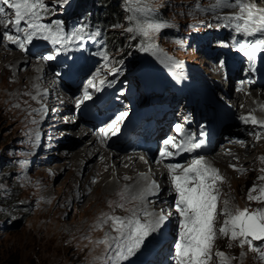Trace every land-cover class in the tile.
Masks as SVG:
<instances>
[{"label":"rangeland","instance_id":"1","mask_svg":"<svg viewBox=\"0 0 264 264\" xmlns=\"http://www.w3.org/2000/svg\"><path fill=\"white\" fill-rule=\"evenodd\" d=\"M110 1L116 3V8H119L117 16L110 22L104 18H93V23L100 26L97 30L107 33L106 40L103 39L102 34L95 36L102 43L104 50L106 49L107 63L103 68L107 76H115L124 85H137L139 76L144 78L146 75L150 78L157 74L166 75L176 81L191 80L194 83H204L213 80L215 82L218 73L214 69L212 71L208 60L198 52L197 43L202 42L207 36V30L204 29L206 23L210 25L208 27L210 31L218 26L212 20L211 22L208 20L210 12H201L195 8L197 3L207 7L215 0H144L147 6L155 9L153 22L167 25L159 31L150 33V38L136 36L132 39V34L124 31L125 28L132 26V23L126 19L131 14L126 11V0H67L66 3H60L59 0H45L48 13L44 15L42 23L52 25L55 30L58 22L64 31L72 32L81 27L80 20L87 12L102 11L103 5ZM139 6L140 4H133V7ZM237 11L238 8L225 9L221 16ZM213 20L217 21L216 17ZM107 23L110 26L103 25ZM114 25L123 27H114ZM148 43L156 44L162 51L155 49L142 51L141 47ZM0 49L6 52L2 59V68L0 67V110H3L0 115V264H101L94 258L105 254L104 247L96 243L103 237H95L94 233H100V231L95 227L90 229L92 224L88 220L98 215L96 207L103 205L108 208L109 200L99 204L102 197L98 192L93 195V201L86 208L82 209L78 203L72 201L74 192L76 193L79 189L74 190L75 186L82 182L83 174L80 172L82 167L75 168L72 174L67 175L69 168L63 169L62 164L68 157L63 158L61 153L69 140H75V142L68 145H77L76 140L79 137L72 135L67 140L61 141L60 135L56 138L52 134V130L56 127L53 126L49 127L50 134H45L39 144V140L32 136V133L34 134L36 130L46 131L48 123L42 122L40 129L38 127L34 129L37 122L34 115L20 116V109L13 103L18 99L6 93L8 79L11 77L4 70H10L13 67L8 63L14 62L12 56L21 51L13 47L10 42L3 40L2 35H0ZM27 57V62L21 63V66L27 67L35 59L39 60L36 57ZM39 62L40 65L43 64L40 60ZM171 65L173 69H170ZM112 68L118 71L113 73ZM19 74L24 75L23 69ZM254 89L258 90L252 88ZM229 105L231 106L230 101ZM230 123L235 124V121ZM64 132L66 133V129ZM248 132L245 134L247 135ZM248 135L253 137L252 132ZM244 137L245 135L242 140L245 139ZM247 142L248 139L243 140V145ZM228 143H230L229 140L217 142L213 151L201 155L211 159V154L214 155ZM28 154H31L32 158L29 155L24 159ZM249 157L251 155L246 158ZM22 160L25 165L22 164ZM150 168L149 171H151ZM240 169L244 171H237V175L240 174L243 180L250 176L252 187L254 179L262 176L252 166ZM168 181H170L169 178ZM263 182L264 180H261L260 185H263ZM154 198L160 203L164 201V198L157 199L158 196ZM174 201L175 194L171 204L163 203L166 213L170 212ZM248 208L253 210L255 206ZM170 219L174 221L170 226V233H172L173 228L177 226V220ZM167 222L168 220L165 223ZM155 235L156 232L149 236L135 255L122 264L138 262L147 246L149 251L152 249L154 244H148L154 240ZM220 240L223 243L222 246L217 245L218 241L212 251L215 253L220 250L233 257L231 264H261L255 258L257 254L250 251L247 245L241 248L238 243L226 237H221ZM230 243L233 244L232 247L228 246ZM254 244L260 246L261 242L254 241ZM97 249L101 250L97 252ZM156 249H161L158 244L153 251ZM241 252L245 253L243 257ZM247 254H249L247 257L249 260L245 261ZM157 255L159 256L158 252L156 257ZM159 262L156 260L155 263L151 261L146 264H160ZM212 264H217L215 256H213Z\"/></svg>","mask_w":264,"mask_h":264},{"label":"snow or ice","instance_id":"2","mask_svg":"<svg viewBox=\"0 0 264 264\" xmlns=\"http://www.w3.org/2000/svg\"><path fill=\"white\" fill-rule=\"evenodd\" d=\"M66 3L67 0H59ZM126 11L131 13L126 19L132 23L124 29L126 33L136 36L150 38V33L159 31L167 26L165 23L153 22L152 17L155 9L147 6L144 0H126ZM133 4H140L133 7ZM201 12L216 13L223 8H238L239 11L231 15L217 16V20H223L228 24H234L237 33L245 36H253L257 33L264 36V8L248 2V0H215L207 7H202L199 3L195 6ZM48 13V6L45 0H0V35L3 40L16 45L19 49H27L34 39L51 41L53 44L66 46L74 40H83L85 37L84 27H79L70 33L65 34L64 29L57 22L55 30L52 25L42 23L44 15ZM24 27H21V23ZM114 27H123L114 25ZM15 34H11V33ZM96 31L89 38L99 36ZM162 51L154 43L142 46V51ZM240 50L247 57H254L258 52L264 51V38H257L254 42L240 44ZM100 55L107 59L105 52ZM54 57L49 55L43 57L45 60H52ZM111 71L117 72L118 69L112 68ZM98 74V73H97ZM101 80L100 84H105ZM89 86L96 87L92 80L88 81ZM99 90V89H97ZM84 99H91L87 91ZM127 113L118 115L115 120L108 125V129H101V133L107 135L109 130L116 127ZM245 124L251 123L264 129V120L258 119L253 114L239 117ZM118 131V128L116 129ZM175 132L179 134L180 140L177 142L173 137H168L163 141L160 149L161 163L164 158L180 155L181 153H192L200 149L204 140L196 141L191 133L186 132L180 124L175 125ZM115 135V131L112 133ZM203 135V133H201ZM257 140L261 138L259 132L255 134ZM37 140L39 136L37 135ZM243 144V141H237ZM171 149L175 151H170ZM144 159V157H140ZM264 159V157H262ZM170 180L169 194H175L173 207L174 213H166L165 209L159 211L149 210L150 196H158L160 185L156 180L141 173L140 179L147 183L138 188L135 192L131 191V185H125L117 193L120 201L117 207L129 213L127 216H116L102 213L95 227L103 228L108 225L110 231L105 232L104 237L96 241L97 245H104L105 254L95 257V261L101 264H122L129 260L145 244L147 238L164 226L169 215H175L177 220L176 237L172 243L170 252V264H212L213 256L217 259V264H231L233 257L225 252L217 250L213 253L212 249L216 239L226 237L232 242L239 244L241 248L245 245L249 250L256 253V259L264 264V208L250 210L248 207L243 209L230 207V201L225 199L221 202V191L219 185L223 183L224 177L219 174V170L208 163L204 156H194L187 166L178 163L164 164ZM236 171L235 165H230ZM264 172V169H261ZM126 179H130L127 178ZM257 179L264 180V176ZM95 182V181H93ZM257 193V194H253ZM248 201H257L264 204V185H253L248 190ZM112 201H109L111 204ZM125 203L133 206L125 208ZM166 203V202H165ZM219 206V207H218ZM218 216H223V223L217 227ZM254 241H260V246H256ZM232 247L233 244L228 245ZM245 255L241 252V257Z\"/></svg>","mask_w":264,"mask_h":264},{"label":"bare ground","instance_id":"3","mask_svg":"<svg viewBox=\"0 0 264 264\" xmlns=\"http://www.w3.org/2000/svg\"><path fill=\"white\" fill-rule=\"evenodd\" d=\"M248 2L257 5L259 8H264V2H260V0H251ZM225 9L227 8L218 10L216 13L210 12V20H213L217 16L223 15L222 13ZM225 15L231 14L229 13ZM219 25L222 26L223 23H220ZM209 26L210 25L208 23L205 24L204 29L207 30L206 32H208ZM5 53L6 52H3V50L0 49L1 68L3 63L2 59L5 56ZM12 57L14 62L8 64H12L13 67L10 70H4L8 73L7 75L11 77V79H8L6 93L18 99L14 100L13 103L14 105L16 104V108L20 109V116L31 117L34 115L35 119L37 120L36 127L34 129H37V127L39 128L42 122H52L51 120L54 119L53 112L55 111V106H52V113H47L44 115L42 111L44 104L48 102V100H53L55 104L57 102L56 100H58L56 98V87L53 83V77L42 71L43 68L40 65L39 60L35 59L27 67H25V65L21 66V63L27 62V55H22L21 53L17 52V54ZM209 62L211 63L212 61L210 60ZM212 66L216 69L218 68L216 64H213ZM173 68V65H171L170 69ZM22 69L24 75L19 74ZM212 71L214 70L212 69ZM139 80L140 79H137V81ZM211 81L212 85L217 89L216 83L213 80ZM254 90L245 89L241 93L234 94L233 98L230 100L232 103L231 109L234 111L235 115L239 114L242 116H247L251 113L258 119L264 120V88ZM61 99L72 101L74 97H69L68 95L63 94ZM2 112L3 110H0V115H2ZM233 120L234 118L230 122ZM52 126L53 124L51 127ZM74 127L75 128L72 129H66V132L71 131L73 133L72 135H75V137H77L76 135L80 133L82 137L76 140L77 145H68V143L73 144L75 142V140H69V142L66 143L63 152L61 153L63 158L68 157L66 158V162L63 161L64 163L62 164L63 169L69 168L67 175H69V173L72 174L75 168L79 166L82 167L80 168V172L83 174L82 182L80 185L75 186L74 190L76 188L79 189L78 191L76 190V193L74 192L72 201L78 203L82 209L86 208L93 201V195L95 193L98 194V192H100V197H102V200L99 204H102L105 200L112 201L108 208L104 207L103 205L101 207H96L98 208V215L96 217L92 216L88 220V222L92 224L90 229L95 227L102 213L121 217L129 215V213L124 209L116 206L117 203L122 202L120 201V197L117 195V193L120 192L125 185H131L132 192H135L138 188L143 187L147 182L140 179L141 173L146 174L150 180L161 178V169L157 164H153V167L150 168L148 162H146L145 159H141L136 153L129 152L127 150L123 151L122 153H120L119 150H109L104 146V143L102 144L100 142L99 136H91L90 131L87 129L82 130L80 126ZM244 128L249 131L248 133L252 132L253 135V137H249L250 134H245V139L243 140L248 139V142L244 143L245 145L241 143L238 145L231 143L225 144L214 155L211 154V159H209V157L206 158V156L205 159L213 167L217 168L219 170V174L224 177L223 183L219 185L221 191V202L223 199L229 200L230 207L232 208L243 209L245 207L252 208V206H255L254 209L264 208V204L262 203L257 201L250 202L247 200L248 190L252 188V178L248 176L245 180H243L241 175H237V171L234 170L233 167H230V165H235L236 168L240 169L246 166H252V168L254 167L255 170L257 169V171L260 172L262 176H264V172L261 171V169H264V159H262V157H264V130L262 131L260 129L256 131L251 123H244ZM257 132H259L261 135L259 140H257L255 137ZM33 135L35 137H37V135L40 136L41 132L36 130ZM249 154L251 157L246 158L247 156H250ZM246 163L248 164L245 166ZM149 168L151 171H149ZM126 177L130 179H126ZM162 179L164 180L165 188L160 192V194L164 195L166 199L167 197L168 199L172 198L174 193L169 194L170 181H168L167 177L165 176H163ZM260 182L261 180L254 179L253 184L260 185ZM253 194L255 195L257 193ZM148 199L149 201H152V203L149 205V210L154 209L159 211L161 208L165 209L164 204L155 200L154 196H150ZM160 199L162 200V198ZM168 203L171 204V200ZM132 206L133 205L130 203H125V208H130ZM170 212H175L173 205ZM170 218H173V220L176 219L175 215H169L167 222L168 227L172 226L174 223V221H172ZM223 219V216L217 217V227L223 223ZM97 229L100 231V233H94L95 237H104L105 232L110 231L108 225H104L103 228ZM171 234L172 233H170L169 236H171ZM165 237L167 236L165 235ZM220 238L221 237L218 236L215 243L219 241L217 245L222 246L223 243L221 242ZM167 241L168 243L166 245H170V242H172L170 238H167ZM102 247H104V245H102ZM100 250L101 249H97V252ZM156 251L159 253V255L161 254L160 249H156ZM248 256L249 254H247L245 261L249 260V258H247ZM157 258H159L158 255ZM159 263L162 264L161 262Z\"/></svg>","mask_w":264,"mask_h":264},{"label":"trees","instance_id":"4","mask_svg":"<svg viewBox=\"0 0 264 264\" xmlns=\"http://www.w3.org/2000/svg\"><path fill=\"white\" fill-rule=\"evenodd\" d=\"M116 6H117L116 3H112L110 1V3L108 2L107 4L103 5L102 11H98V12H93L92 11V12L88 13V15H89L88 19L84 18L82 20V22L85 25H87V24H89V21H93V18H104V19L108 20V22H110L112 20V18L117 16V13L119 11V8H116ZM101 22H104V20H101ZM90 25L98 27V25L95 22L94 23H90ZM103 25L110 26L108 23L107 24H103Z\"/></svg>","mask_w":264,"mask_h":264},{"label":"clouds","instance_id":"5","mask_svg":"<svg viewBox=\"0 0 264 264\" xmlns=\"http://www.w3.org/2000/svg\"><path fill=\"white\" fill-rule=\"evenodd\" d=\"M67 129V128H66ZM70 129H72V128H70Z\"/></svg>","mask_w":264,"mask_h":264}]
</instances>
